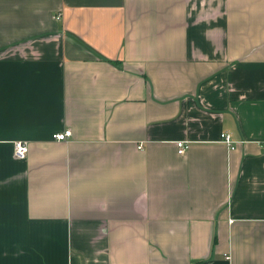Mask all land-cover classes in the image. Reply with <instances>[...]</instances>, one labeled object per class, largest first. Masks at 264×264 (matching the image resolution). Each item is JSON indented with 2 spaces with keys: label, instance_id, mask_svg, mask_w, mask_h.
<instances>
[{
  "label": "crops",
  "instance_id": "crops-1",
  "mask_svg": "<svg viewBox=\"0 0 264 264\" xmlns=\"http://www.w3.org/2000/svg\"><path fill=\"white\" fill-rule=\"evenodd\" d=\"M0 264H264V0H0Z\"/></svg>",
  "mask_w": 264,
  "mask_h": 264
},
{
  "label": "built area",
  "instance_id": "built-area-1",
  "mask_svg": "<svg viewBox=\"0 0 264 264\" xmlns=\"http://www.w3.org/2000/svg\"><path fill=\"white\" fill-rule=\"evenodd\" d=\"M60 17H58L59 19ZM72 136V131L69 130L65 133H60V134H55L54 138L59 141H66L69 139V137ZM223 140L224 142L233 150L236 148V144L234 140H232L231 135H223ZM144 147L143 145L139 147L140 150H142ZM178 148H179V154H184L186 152V149L188 148L187 142H179L178 143ZM30 151V146L25 142L21 143L18 142L15 144V155L18 159L24 160L26 156L28 155Z\"/></svg>",
  "mask_w": 264,
  "mask_h": 264
}]
</instances>
